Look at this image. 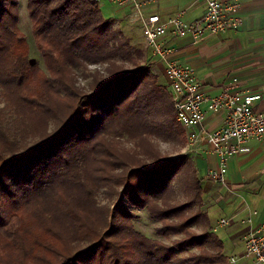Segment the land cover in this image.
I'll return each mask as SVG.
<instances>
[{"label":"trees","instance_id":"trees-1","mask_svg":"<svg viewBox=\"0 0 264 264\" xmlns=\"http://www.w3.org/2000/svg\"><path fill=\"white\" fill-rule=\"evenodd\" d=\"M26 10L43 66L30 59L18 0H0V264H227L195 170L150 141L182 144L184 133L144 51L96 0H26ZM92 63L106 75L86 74ZM78 74L92 76L90 91ZM186 167L178 201L173 179ZM118 187L160 222L157 235L180 236L168 244L138 231Z\"/></svg>","mask_w":264,"mask_h":264},{"label":"crops","instance_id":"crops-1","mask_svg":"<svg viewBox=\"0 0 264 264\" xmlns=\"http://www.w3.org/2000/svg\"><path fill=\"white\" fill-rule=\"evenodd\" d=\"M221 1L239 4L237 27L200 41L190 36L165 35L164 39L175 48L177 62L194 69L206 95L219 94L233 77H237L235 91L260 94L254 106L264 113V0ZM143 8L145 12L158 13L161 19L182 10L184 20L192 21L202 16L204 3L203 0H158ZM153 61L167 84L163 64L155 58ZM223 120L222 113L206 109L203 124L193 128L199 132V140L187 155V161L200 178L203 210L209 215L212 229L219 218L233 217L232 222L223 227L224 235H228L232 248L239 253L243 250V237L249 230L264 232V136L249 139L248 151L228 159L227 185L217 184L206 178L207 171L217 166V156L211 153L205 132L220 127ZM182 129L186 134L187 130ZM250 209L256 210L251 224L243 221Z\"/></svg>","mask_w":264,"mask_h":264},{"label":"built area","instance_id":"built-area-1","mask_svg":"<svg viewBox=\"0 0 264 264\" xmlns=\"http://www.w3.org/2000/svg\"><path fill=\"white\" fill-rule=\"evenodd\" d=\"M98 2V0H96ZM111 4L128 7L140 27L145 48L151 57L164 66L176 121L187 130L184 154L191 153L199 140L195 127L203 124L206 109L224 115L223 124L205 132L211 153L217 156V166L206 173V178L227 185V163L231 156L248 151L247 141L264 136V113L256 109L254 102L260 94H241L235 91L238 78L233 77L223 90L214 96L206 95L190 65L179 64L175 58V48L166 43L165 35L173 37L190 36L200 41L210 35L237 27L239 4L221 0H203L204 12L192 21L183 18L179 10L161 19L154 11L145 12L144 6L158 0H107ZM114 20L113 26H118ZM256 210H248L243 221L251 224ZM233 217H221L213 230L225 227ZM227 264H264V232L249 230L243 237V250L227 256Z\"/></svg>","mask_w":264,"mask_h":264},{"label":"rangeland","instance_id":"rangeland-1","mask_svg":"<svg viewBox=\"0 0 264 264\" xmlns=\"http://www.w3.org/2000/svg\"><path fill=\"white\" fill-rule=\"evenodd\" d=\"M19 2V22H18V27L20 30L24 33L27 42L30 47V59L31 61H38L41 66H43V62L41 60V56L39 52L37 51L33 38L31 35V22L28 17V13L26 10V0H18ZM98 4L100 7V10L103 14L104 17L110 18L112 22L117 21L118 26H114V28L118 29L123 36L129 38L130 44H132L134 47L138 49H142L144 51V56L143 59L148 63L154 73H157L160 78L162 79L161 72L159 70V67L157 64L154 63V58L151 57L149 51L145 48V43L143 41L142 35H141V30L140 27L136 21L135 16H133V12L129 10L128 7L124 8H119L113 4H111L107 0H98ZM145 64V62H144ZM129 70H135L133 66L127 64L126 65ZM105 63H92L87 66V69L85 71L86 74H90L93 72H99L101 75H106L105 72ZM84 73V74H85ZM88 76V75H87ZM92 80V76L88 77H83L81 74H78L77 76V83L84 86L85 90L88 92L90 91L89 89V84ZM163 80V79H162ZM3 105V102H0V106ZM171 116L175 118V113L174 110H169ZM180 127V124L176 121V128ZM49 127L48 129H51ZM150 141L154 147L155 151H158V157H163L165 159L168 158H175V159H185L187 160V155L188 153L184 154V146L186 143V137L184 134V141L182 144H177L176 140H174L171 137H166L164 138L163 136H154L150 137ZM121 143L125 148L127 149H137L136 146L134 145L132 140L129 139H121L119 142ZM160 159V158H159ZM146 161H149V163H152V159H146ZM152 165V164H151ZM187 165V164H186ZM184 173H180V175L175 176L173 179V187L175 194L177 193L178 195V201H184L186 197H183V194L188 192V176L191 170L186 167L185 170H183ZM118 193L119 196L122 198V201L124 202V206L126 209H128L130 212H132L135 217L133 218V225L134 227L140 231L142 234H144L147 237L150 238H156L159 239L160 241L164 243H170L172 240L178 238L180 235H170L169 238H165L163 236H159L156 233V229L160 226V222L152 219L148 212L145 209H139L135 206H132L127 198L122 194V188L118 187ZM98 199L100 202H105L106 200L103 199L102 194L98 196ZM197 232V229H194ZM218 235L219 237L222 238L223 246H224V253L225 255H230L231 253H238L237 250H234L231 246V241L228 238V235L225 236V229L218 228L216 231H213ZM197 250L195 248H190L189 252H196Z\"/></svg>","mask_w":264,"mask_h":264}]
</instances>
